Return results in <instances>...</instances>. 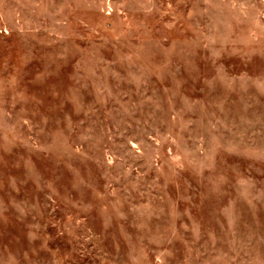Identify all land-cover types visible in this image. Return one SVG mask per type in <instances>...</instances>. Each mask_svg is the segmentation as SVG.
<instances>
[{
	"label": "rangeland",
	"instance_id": "374dc122",
	"mask_svg": "<svg viewBox=\"0 0 264 264\" xmlns=\"http://www.w3.org/2000/svg\"><path fill=\"white\" fill-rule=\"evenodd\" d=\"M0 264H264V0H0Z\"/></svg>",
	"mask_w": 264,
	"mask_h": 264
}]
</instances>
